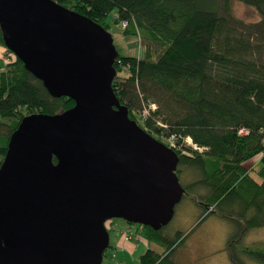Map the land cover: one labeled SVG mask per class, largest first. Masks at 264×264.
<instances>
[{"label": "water", "instance_id": "water-1", "mask_svg": "<svg viewBox=\"0 0 264 264\" xmlns=\"http://www.w3.org/2000/svg\"><path fill=\"white\" fill-rule=\"evenodd\" d=\"M5 47L69 110L26 116L0 168V264H102L106 221L160 230L179 158L116 98L110 33L54 0H0ZM54 158L57 164H54Z\"/></svg>", "mask_w": 264, "mask_h": 264}, {"label": "trees", "instance_id": "trees-1", "mask_svg": "<svg viewBox=\"0 0 264 264\" xmlns=\"http://www.w3.org/2000/svg\"><path fill=\"white\" fill-rule=\"evenodd\" d=\"M54 1L107 31L106 20L115 12L118 26L130 22L124 34L151 44L141 57L118 55L112 82L116 98L136 122V113L151 103L157 106L143 129L153 137H174L178 177L181 166L200 172L183 188L202 207L201 220L219 214L231 223L232 264H246L247 258L264 264V249L240 243L248 231L264 227V0ZM233 1L255 8L260 21L236 18ZM0 45L5 48L1 29ZM122 71L126 77L119 75ZM73 106L67 97H52L17 57L6 64L0 74V168L23 118ZM243 129L248 134H240ZM187 138L197 149L185 147ZM257 155L260 162L248 169L245 162ZM195 191L200 197L190 194ZM138 227L149 243L167 247L148 249L140 264H177L171 257L186 238L181 232L170 241L163 228Z\"/></svg>", "mask_w": 264, "mask_h": 264}, {"label": "rangeland", "instance_id": "rangeland-1", "mask_svg": "<svg viewBox=\"0 0 264 264\" xmlns=\"http://www.w3.org/2000/svg\"><path fill=\"white\" fill-rule=\"evenodd\" d=\"M232 10L236 18L247 23L260 21V15L256 9L242 2L233 1ZM114 16L115 12H112L106 22L109 25L108 32L113 38L118 54L125 57L143 56L146 50L151 48V44L144 39L142 40L141 37L138 38L136 35L124 34L121 26L115 23ZM0 47L3 48L1 45ZM139 49L141 51L140 55ZM153 50L156 51L155 48ZM5 68L6 63L0 61V74ZM119 75L122 77L127 76L126 71H122ZM136 119H138L137 123L139 126L144 128L143 119L139 113H136ZM155 137L163 140L162 143L172 149L176 146L173 138ZM183 144L185 147L193 146V148L197 149L192 144L190 138H187ZM261 158L262 155H257L245 162V166L248 169H252L258 165ZM179 168L181 169L179 181L184 187L195 182L200 177L199 171H194V169L186 166ZM253 175L256 177L255 172ZM200 191H195L190 194L200 197L202 194ZM202 213V207L187 194L175 206L173 219L163 227L162 231L169 236L170 241L175 239L177 232H181L186 238L174 251L171 260L177 264H232L228 251V241L232 231L231 223L219 214H214L201 220ZM110 222L108 221L106 223V227L110 234L111 247L105 252V258L102 264H140V257L148 249H156L160 252L167 249V247H158L155 243H149L144 238L138 224H129L124 219H113ZM112 223L114 224L113 226ZM127 228H130L132 233V238L128 243L124 242L125 234L123 235L120 232V230ZM240 243L242 246L264 249V227L248 231L244 238L241 237ZM246 264L259 263L247 258Z\"/></svg>", "mask_w": 264, "mask_h": 264}, {"label": "built area", "instance_id": "built-area-1", "mask_svg": "<svg viewBox=\"0 0 264 264\" xmlns=\"http://www.w3.org/2000/svg\"><path fill=\"white\" fill-rule=\"evenodd\" d=\"M129 21L128 20H122L120 21V26L122 29H125L129 26ZM141 48V46H140ZM141 54V51L139 49V55ZM15 55L12 53V52H9L7 50H5V54L3 56V61L8 64V63H11L14 61L15 59ZM140 57V56H139ZM157 110V106L155 104H149L145 107V109L143 110V112L140 114L142 116V119L145 120L146 118H148L152 112H155ZM158 124L160 126H164L161 122H158ZM240 134H248L247 131H245L244 129L243 130H240L239 131ZM174 139V137H172ZM130 238V232H127V234H125V239L126 240H129Z\"/></svg>", "mask_w": 264, "mask_h": 264}, {"label": "crops", "instance_id": "crops-1", "mask_svg": "<svg viewBox=\"0 0 264 264\" xmlns=\"http://www.w3.org/2000/svg\"><path fill=\"white\" fill-rule=\"evenodd\" d=\"M4 54H5V48H1L0 47V61H3V56H4ZM114 224L112 223V226H113ZM130 232V238H129V240H126L125 238H124V242H126V243H128L130 240H131V238H132V233H131V231H130V228H127V229H124V230H120V232H122L123 233V235L124 234H126V232ZM125 236V235H124ZM156 250V249H155ZM159 251V250H158Z\"/></svg>", "mask_w": 264, "mask_h": 264}, {"label": "bare ground", "instance_id": "bare-ground-1", "mask_svg": "<svg viewBox=\"0 0 264 264\" xmlns=\"http://www.w3.org/2000/svg\"><path fill=\"white\" fill-rule=\"evenodd\" d=\"M5 50H8L6 47H5ZM11 52V51H10ZM151 104H153V103H151Z\"/></svg>", "mask_w": 264, "mask_h": 264}, {"label": "flooded vegetation", "instance_id": "flooded-vegetation-1", "mask_svg": "<svg viewBox=\"0 0 264 264\" xmlns=\"http://www.w3.org/2000/svg\"><path fill=\"white\" fill-rule=\"evenodd\" d=\"M108 221H106V223H107Z\"/></svg>", "mask_w": 264, "mask_h": 264}]
</instances>
